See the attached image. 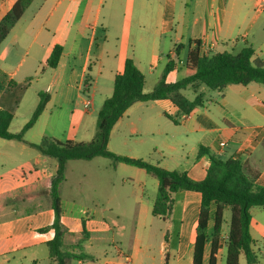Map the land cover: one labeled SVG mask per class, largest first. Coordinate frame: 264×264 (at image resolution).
<instances>
[{"label":"crops","instance_id":"1","mask_svg":"<svg viewBox=\"0 0 264 264\" xmlns=\"http://www.w3.org/2000/svg\"><path fill=\"white\" fill-rule=\"evenodd\" d=\"M15 2L0 0V21ZM196 41L208 54L235 53L249 45L255 56L264 60V0H32L22 19L0 44L3 85L11 89L24 82L28 87L19 100L11 97V91L8 94L4 89L0 91V108L13 113L10 131L19 133L30 120L25 117L21 128L14 129L25 94L32 91V82L37 86L36 107L40 92L50 97L23 142L0 138V242L13 238V224L21 219L20 245L3 255L7 262L11 256L13 261L18 257L22 264H54L50 252L41 257L39 251L46 246L42 240L51 239L54 231L42 234L37 216L42 215L44 197L53 209L49 191L57 164L53 172L40 169L38 166L47 156L30 144H41L45 139L90 142L98 111L114 92L115 75L124 69L127 58L133 59L145 76L144 92L150 93L162 79L168 56L174 62V70L167 75V82L174 83L185 75L188 54ZM56 45H61L63 52L58 67L51 69L48 60ZM204 89L201 91L205 93ZM217 92L218 98L210 102L219 108L218 113L205 105L183 116L170 100L134 103L114 126L108 149L116 155L144 159L169 171L187 173L196 181L206 177L212 163L210 155L240 158L246 170L259 174L257 183L264 186V85L255 82L247 86L229 85ZM88 99L90 109L85 105ZM222 141H227L224 148L219 145ZM26 156L29 158L24 160ZM24 161L36 165L37 176L28 184L22 181L23 185L7 188L5 174L10 165L21 168ZM122 169L129 168L122 166ZM131 171L134 176L122 181L133 185L132 192L139 204L137 223L144 224L156 199H151L148 188L151 186L157 193L159 182L143 169ZM172 198L174 208L170 217L161 219L152 215V220L163 228L158 233L149 229L150 238L159 234L160 246L156 255L149 253L146 264H192L201 197L196 192L178 191ZM27 202L31 205L27 206ZM215 210L212 205L211 216ZM68 215L62 211L65 245H71L73 236L82 231V225L75 231L65 227ZM251 217L255 264H264V208H252ZM91 219L85 224L91 236L83 243L90 259L72 262L129 264L125 256H131L132 260V255L117 247L111 249L113 228L106 222L105 210L92 214ZM96 222L98 227L90 229ZM106 227L110 235H106ZM228 231L229 228L223 227L217 264L226 261ZM212 232L213 228L209 229L210 235ZM75 251L80 253L78 249ZM210 252L208 242L203 264H208ZM239 264H247L244 255Z\"/></svg>","mask_w":264,"mask_h":264},{"label":"trees","instance_id":"2","mask_svg":"<svg viewBox=\"0 0 264 264\" xmlns=\"http://www.w3.org/2000/svg\"><path fill=\"white\" fill-rule=\"evenodd\" d=\"M31 3L32 0H16L12 9L1 19L0 44L6 40L19 19H22ZM201 47V43L196 41V46L188 54L185 75L174 83H168L166 80L167 75L174 70V62L168 56L169 62L162 79L150 93L144 92L145 76L138 70L133 59L127 58L124 69L115 75L114 92L104 101L98 111L95 135L90 142L45 139L41 144H30L40 150L44 156L55 158L58 161L49 191L55 219L51 226L41 230L42 234L50 230L54 231L51 239L42 240L48 247L49 257L54 264H71L72 261L90 259V256L83 250L84 241H88L91 236L84 222L82 231L73 236L72 244H64L66 232L61 222L62 202L59 189L65 180L67 162L76 159L91 161L96 157L111 158L115 162L143 169L155 176L158 179L159 188L152 215L161 219L171 216L174 208L172 198L174 193L178 191L196 192L200 195L201 207L198 213L192 264H203L208 242L211 244L208 264H217L218 253L222 248L220 237L227 208L232 214L226 238L227 255L224 264H239L242 255L246 257L247 264H255L257 259L251 249V210L254 207L264 208V186L257 183L258 173L246 170L242 159H223L210 155L212 163L207 169L206 177L196 181L187 173L169 171L143 159L116 155L108 149L114 126L134 103L170 100L179 108L180 115L188 116L196 108L206 105L205 93L201 91L202 87H207L212 91H223L229 85L247 86L252 82L264 85V60L255 56L251 46L245 45L235 53L215 54L205 53ZM175 51L179 52L178 48ZM62 52L61 45L53 48L48 60L49 68L58 67ZM88 80L87 77V83ZM85 89L89 90L87 86ZM190 89L195 94L193 99L184 95ZM39 96L40 100L34 114L19 133L10 131L13 113L0 108V138L24 141L27 131L43 114L50 98L48 94L42 92ZM173 121L178 123V119L173 118ZM212 205L216 206V210L211 216ZM211 220L213 221V232L210 235ZM76 249L80 250V253L76 252Z\"/></svg>","mask_w":264,"mask_h":264},{"label":"rangeland","instance_id":"3","mask_svg":"<svg viewBox=\"0 0 264 264\" xmlns=\"http://www.w3.org/2000/svg\"><path fill=\"white\" fill-rule=\"evenodd\" d=\"M135 33H137V31H135ZM180 78L181 77H179V79ZM16 80L20 81L18 78ZM30 82H32V80H29V83ZM21 83L22 84H17L16 87L8 89L0 80V91L4 89L7 94L11 91V97L19 100L21 94L28 88L26 83ZM34 83L32 82V91H29L27 95L25 94L20 112L18 113V118L15 120L14 129H20L25 117L31 118L37 108L34 104V89H37V86ZM204 88L207 109H211L212 112L218 113L219 108L215 107V104H211L210 102V100L218 98V92L212 91L207 87ZM184 95L189 99H193L195 94L193 90L190 89L186 91ZM95 131L96 124L93 128L94 135ZM28 158L29 157L26 156L24 160ZM57 162V159L47 156L41 166L39 165L38 167L40 169L47 168L49 172H53ZM122 166L129 169L124 170ZM10 167L5 174L8 183L7 188L17 187L22 184V181L23 184H28V182L33 181L37 176L35 173V168L37 167L32 161L28 163L24 161L21 168H15L11 165ZM132 169L135 168L129 165H120L118 162L107 157H96L91 161L76 159L67 162L65 180L62 182L59 189L61 200L64 202L62 211L69 213V217L64 220L65 227H68L70 231H75L81 228L83 222L86 224L87 221H92V214L105 210V215L107 217L106 222L113 228L112 238L114 246L112 245L111 249L117 247L124 253L132 255V264H146L149 253L154 252L156 255L160 246L159 234H155L150 238L148 236L149 229H153L158 233L163 227L161 223L152 220L151 211L148 212V218L144 224L142 222L139 224L137 223L136 212L139 210V204L132 192L133 185L122 181L123 178L134 176L131 171ZM153 179L157 181L155 176H153ZM9 181H12V183L9 184ZM18 181L19 183H17ZM148 189V192L152 195L151 199L156 197V192L151 190V186H149ZM9 200H12V198H9ZM30 205L31 202H27V206ZM42 205V215L37 216V223L42 228H46L53 222L54 213L49 207L45 197L42 200ZM111 209L113 213L110 212ZM231 214V210L226 209L224 214V228H229ZM116 216H119V219H117ZM98 224L97 222L91 224L90 229L98 227ZM13 226V238L0 242V245H2L0 247V264H22L18 257H15L13 261L12 257L9 256V262L6 260L7 257H3L6 253H12L13 249L15 250L16 247L20 245L21 219L14 222ZM212 228L213 221L211 220L209 229L212 230ZM104 230L106 231V235H108L109 228L106 227ZM47 236L50 235L48 234ZM133 246H135L134 249ZM40 249L41 257L49 255L47 246H41ZM17 255H20V253ZM72 263L76 264V262Z\"/></svg>","mask_w":264,"mask_h":264},{"label":"built area","instance_id":"4","mask_svg":"<svg viewBox=\"0 0 264 264\" xmlns=\"http://www.w3.org/2000/svg\"><path fill=\"white\" fill-rule=\"evenodd\" d=\"M263 7V5L261 6ZM86 107L90 109L91 107V102L89 101V99L86 101ZM227 144V141H222L221 143H219L220 147L224 148ZM126 258V261L129 263V264H132V260H131V256H125Z\"/></svg>","mask_w":264,"mask_h":264}]
</instances>
